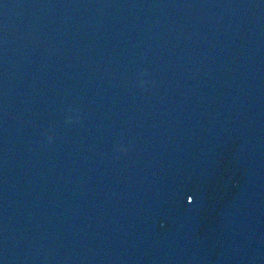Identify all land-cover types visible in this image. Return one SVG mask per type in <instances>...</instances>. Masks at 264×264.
Here are the masks:
<instances>
[{
  "label": "water",
  "instance_id": "1",
  "mask_svg": "<svg viewBox=\"0 0 264 264\" xmlns=\"http://www.w3.org/2000/svg\"><path fill=\"white\" fill-rule=\"evenodd\" d=\"M0 264H264V0H85L0 175Z\"/></svg>",
  "mask_w": 264,
  "mask_h": 264
}]
</instances>
